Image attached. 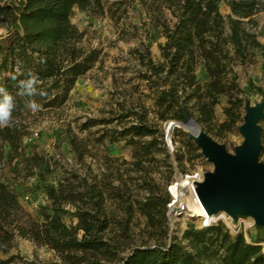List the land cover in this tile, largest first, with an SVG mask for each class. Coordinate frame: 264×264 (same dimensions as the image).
Wrapping results in <instances>:
<instances>
[{"label":"trees","instance_id":"trees-1","mask_svg":"<svg viewBox=\"0 0 264 264\" xmlns=\"http://www.w3.org/2000/svg\"><path fill=\"white\" fill-rule=\"evenodd\" d=\"M159 1L165 3L176 18L173 24L162 26L166 37V41L160 43L163 60L156 62L148 49L136 50L145 67L137 72L148 80L154 91L157 121H179L180 107L185 106L188 110L180 102L183 99L185 102L194 100L200 123H210L220 97L227 95L229 105L224 108L227 120L222 127L236 125L242 118L245 101L234 71L230 46L242 59L250 45L261 47L264 52V43L248 26V23H254V15L264 11V1ZM222 1L231 8L228 15L221 11ZM92 4L93 0H19L18 5H0V21L12 33L6 43L0 41V87L13 95L15 101L11 122L0 127V160L3 146L9 144L13 156L22 157L30 168L45 163L44 156L37 152L26 155L23 139L30 134V117L36 114L25 107L28 98L17 95L18 84L27 78L29 71L36 74L38 90L45 92L43 97H34L40 105L38 114L43 113V108L58 107L65 102L77 79L94 66L101 53L98 49L88 50L81 45L84 32L71 20L75 7L85 10ZM199 63L205 65L211 77L205 83L196 79L195 70ZM132 117L133 120L124 123L120 137H128L127 142L135 146L132 163L146 175L145 162L156 161L154 148L165 145L164 133L157 134L160 129L149 122L144 105L138 109L121 103L117 118L123 122ZM113 118L100 120L111 123ZM94 122L88 119L84 128ZM147 136L151 139L144 141ZM117 139V136H111V141ZM70 143L82 153L75 138H70ZM143 186L147 189V196L132 200L130 205L147 218L148 226L159 229L156 244L133 247L120 264H264L262 245L248 242L243 232L231 234L222 223H212L201 229L191 224L185 230L184 238L189 239L195 250L186 249L180 238L169 234L167 204L171 195L166 184L148 176V179L144 178ZM45 194L52 212L47 213L44 209L43 221H25L18 194L10 182L0 177V248L3 251L8 252L16 236L55 250L67 264H81L89 255H102L112 261L117 252L123 250L125 240L130 238L129 227L109 213L107 196L97 183L85 181L78 197L73 196L72 189L63 183L59 186L47 184ZM72 203L76 204L74 215L78 222L69 226L62 213L68 211L65 205ZM43 205L40 206L45 207ZM112 225L116 228L112 229ZM0 264L41 263L11 254L0 260Z\"/></svg>","mask_w":264,"mask_h":264},{"label":"rangeland","instance_id":"rangeland-1","mask_svg":"<svg viewBox=\"0 0 264 264\" xmlns=\"http://www.w3.org/2000/svg\"><path fill=\"white\" fill-rule=\"evenodd\" d=\"M18 4L19 0H0V5L4 6ZM220 8L224 15L231 13V8L224 1L221 2ZM254 18V23H248V26L258 34L259 40L264 42V11L258 12ZM71 20L84 32L81 45L88 50H100L99 59L90 70L77 79L62 105L43 108L42 114H38L37 110L32 111L36 116L30 117V134L24 137L23 145L27 156L37 152L44 156L45 163L30 168L27 161H22V157H14V152L7 151L3 146L0 177L10 182L18 194L22 205L21 214L25 221H43L44 209L47 213L52 212L49 201L44 203L45 207L40 206L46 196L47 184L59 186L63 183L72 189L73 196L78 197L85 181L97 183L107 196L109 213L128 225L130 238L125 240L123 250H119L112 261L102 255H89L81 264H120L133 247L156 244L159 229L148 226L147 218L130 205L132 200L147 196V189L143 186L144 178L148 179L150 176L157 182L166 184L169 191V186L180 178L179 172L187 173L200 168L209 171L214 169V164L202 154L201 148L189 138L184 128L176 127L172 135L174 150L168 147L166 133L170 120L157 121L154 91L150 88L148 80L141 78L137 72L145 68L136 55L138 48L150 50L156 62L163 60L160 43H164L166 37L162 26L173 24L176 20L166 4L159 0H93L88 9L75 7ZM11 34L7 25L0 21V41L6 43ZM230 54L243 90L241 96L244 101L248 99L251 104L264 101L262 48L250 45L246 57L242 59L234 47L230 46ZM195 73L199 83L211 79L205 65L201 63L197 64ZM228 99L227 95L220 97L214 109L213 119L207 124L197 120L198 110L194 100L185 102L182 99L180 102L187 106L202 129L234 153L236 147L244 140L238 124L244 120L245 108L242 107V118L236 125L222 127L227 120L224 108L229 105ZM121 103L138 109L144 105L149 122L160 129L157 134L164 133L165 145L159 144L154 148L156 161L151 159L145 162L148 169L146 175L132 163L135 146L127 142L128 137H120L124 123L134 119L132 117L121 122V119L117 118ZM109 117H114L111 123L100 120ZM90 118L95 121L94 125L84 128V123ZM261 124L264 127V119ZM35 133L38 135L30 139ZM111 136H117L118 139L111 141ZM70 138H75L81 145L82 153L73 148ZM150 139V136L143 138L144 141ZM262 139L264 145V134ZM260 161L264 162V147ZM65 207L68 211L62 213L63 220L69 226L76 225V204H66ZM250 218L240 216L238 222L234 223L237 227L233 226L230 217V222L221 218L213 224H224L233 235L243 232L248 242L262 245L264 252V227L256 225L253 219L252 225L246 226ZM168 222L170 236L180 238L186 249L195 250L189 239L184 238V232L191 224L198 229L204 228L203 223L197 222L186 213L175 215ZM111 228L116 226L112 225ZM11 254H19L25 260H34L41 264H67L55 250L20 236L14 238L7 253L0 248V260Z\"/></svg>","mask_w":264,"mask_h":264},{"label":"water","instance_id":"water-1","mask_svg":"<svg viewBox=\"0 0 264 264\" xmlns=\"http://www.w3.org/2000/svg\"><path fill=\"white\" fill-rule=\"evenodd\" d=\"M244 107V120L238 125L244 140L234 153L202 129L185 106L180 107L179 121L193 126V131L187 130L189 138L214 164L213 170L204 172L203 180L194 183L196 194L209 213H224L233 223L240 216H250L256 225L264 227V162L260 161L264 101L251 104L247 99Z\"/></svg>","mask_w":264,"mask_h":264},{"label":"bare ground","instance_id":"bare-ground-1","mask_svg":"<svg viewBox=\"0 0 264 264\" xmlns=\"http://www.w3.org/2000/svg\"><path fill=\"white\" fill-rule=\"evenodd\" d=\"M176 127H181L185 130L193 131V126L191 125L182 124L178 120H170L167 124L168 140L171 139ZM187 190H190L191 193L188 194ZM172 192L175 195L177 201L184 203V208L186 209V212L189 214V216L195 219L197 222L202 224L204 220L215 221L221 218L229 221V217H227V215L224 213H221L219 215H211L209 213L205 204L201 200H198V198L196 197V192L193 189L191 181L186 180L185 178H178L177 182L172 188ZM252 223L253 220L252 218H250L249 221L246 222V226L252 225Z\"/></svg>","mask_w":264,"mask_h":264},{"label":"clouds","instance_id":"clouds-1","mask_svg":"<svg viewBox=\"0 0 264 264\" xmlns=\"http://www.w3.org/2000/svg\"><path fill=\"white\" fill-rule=\"evenodd\" d=\"M38 77L35 73L29 71L27 78L20 80L18 84L17 95L28 98L25 101V107L33 112L40 108V105L34 99L37 95L43 97L45 92L38 90ZM0 127L7 126L12 120V112L15 108L13 95L9 94L4 87H0Z\"/></svg>","mask_w":264,"mask_h":264},{"label":"built area","instance_id":"built-area-1","mask_svg":"<svg viewBox=\"0 0 264 264\" xmlns=\"http://www.w3.org/2000/svg\"><path fill=\"white\" fill-rule=\"evenodd\" d=\"M38 134L35 133V135H32L30 137V139H33L35 136H37ZM166 140H167V144H168V147L171 149V150H174V146H173V141H172V137L170 140H168L167 138V133H166ZM204 170L203 168H200V169H197L195 171H191V172H187V173H184V172H179V177L182 179V178H185L186 180H189L191 181L192 183V186H193V189L195 190L194 188V183L195 181H200V180H203L204 178ZM176 183V182H175ZM172 184L171 186H169V192L171 193L172 195V198L170 200V202L167 204V216H168V219L171 220L172 217H174L175 215H179V214H182V213H186L187 215H189L187 212H186V209L184 208V205H182V202H179L177 201L175 195L173 194L172 192V188L173 186L175 185ZM190 191V190H187V192ZM196 192V191H195ZM196 197L199 199V197L197 196L196 194ZM44 203H46L48 200V197L47 196H44V200H43ZM231 219V218H230ZM216 221V220H215ZM215 221H207V220H204L203 221V226L206 227V226H209L210 224H212L213 222ZM234 224V223H233ZM234 227H237L236 224H234Z\"/></svg>","mask_w":264,"mask_h":264},{"label":"crops","instance_id":"crops-1","mask_svg":"<svg viewBox=\"0 0 264 264\" xmlns=\"http://www.w3.org/2000/svg\"><path fill=\"white\" fill-rule=\"evenodd\" d=\"M231 12V11H230ZM262 43H264V42H262ZM5 149L7 150V151H10L11 152V147H10V145L9 144H6L5 145ZM3 181H5L4 179H2Z\"/></svg>","mask_w":264,"mask_h":264}]
</instances>
